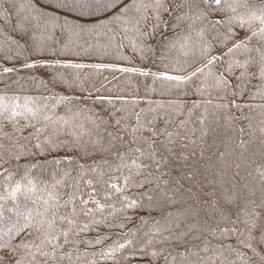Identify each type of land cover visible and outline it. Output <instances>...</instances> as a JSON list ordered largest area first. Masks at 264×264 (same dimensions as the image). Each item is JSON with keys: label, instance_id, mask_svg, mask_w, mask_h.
<instances>
[{"label": "snow or ice", "instance_id": "snow-or-ice-1", "mask_svg": "<svg viewBox=\"0 0 264 264\" xmlns=\"http://www.w3.org/2000/svg\"><path fill=\"white\" fill-rule=\"evenodd\" d=\"M7 4L0 0V76L54 71L41 81L47 96H9L7 84L0 94V264H264V103H256L264 102V0ZM93 49L140 64L59 59ZM84 68L151 77L147 90L157 93L159 82L167 99L137 111L138 98L117 97V108L81 78ZM238 120L248 121L249 139L243 126L238 142L229 137L237 159L220 154L211 180L195 169L172 176L174 162L203 158L210 132H235ZM254 140L259 152L242 164ZM33 156L53 157L48 179L31 163L21 170Z\"/></svg>", "mask_w": 264, "mask_h": 264}, {"label": "trees", "instance_id": "trees-1", "mask_svg": "<svg viewBox=\"0 0 264 264\" xmlns=\"http://www.w3.org/2000/svg\"><path fill=\"white\" fill-rule=\"evenodd\" d=\"M23 0H8L7 7L11 8V5L15 3L16 5H19L22 3ZM3 9L0 8V12H2ZM17 8H12L10 12V21L8 24L9 29H11L12 22L16 20L17 16ZM3 21L0 20V24H2ZM161 39L158 37V40ZM166 39V38H165ZM0 40H3V36L0 35ZM125 56L131 57V52L128 50H125L124 52ZM175 55V53H173ZM59 59L63 61H70L74 63H84V64H105V65H112L116 67H132L137 66L140 64L139 59H133L132 64L127 63L125 60L117 59L115 56V53L112 52L111 54L107 55H100L97 53L94 49L88 53L81 52L79 56L66 54L63 56H60ZM19 63V62H18ZM150 63V62H149ZM159 63V62H158ZM6 66L11 67V64H8ZM147 68V65H145ZM152 71H157L156 67H153L151 69ZM52 69H45V68H36V69H30V70H24L19 73H10L7 75L0 76V94L5 93V85H11L10 88L7 89L6 94L9 96L12 95H19L20 97L24 96H31V97H42L47 96L50 93L48 91H44L41 86V81H48L50 80L52 74ZM55 71H62L66 73H72L76 70L71 69H56ZM79 74L81 78H87V85H95V87L101 88V92L96 95H104L106 97L113 98V103L115 107L119 108L122 106L121 100L117 99V97H122L126 100H131L133 98H138L141 103L137 107V111H139V107H147V101L151 100L154 102H160L162 100L167 99V97H162L159 95V82L157 83L156 87L158 89L157 93H152L147 90L146 85L151 86L152 80L151 77H141L134 73H121L116 70H111L109 68H105L103 70H96L92 68H84L82 70H79ZM14 81H18V83H14ZM95 99V96L93 97ZM89 105L94 107V110L99 112L101 105L96 104L92 105V100L88 101ZM256 103H264L262 101H256ZM111 110V108H109ZM58 114L64 115V108L61 107L57 109ZM245 112L247 113L248 110L245 109ZM254 116L255 121L258 122L260 117L256 113H249ZM236 115H240V113H236ZM183 117H181L182 119ZM23 122V121H21ZM247 124L248 121L246 120H238L235 122V125L237 127V131L235 132H229L223 128L217 129L215 132H210L208 137L209 144H212V147L208 149V151L205 153L204 157L201 158L199 155V151H197L196 156L192 157L187 163L184 162H174L172 165L173 171L172 176L174 178H178L180 175L184 173H189L193 169L197 170L199 172H204L206 175H208L209 179H212V172L216 170L218 166H222L224 164V160L220 159V154H225V160H227L229 163H231L233 160L237 159L239 155V149L236 148L235 143H230L229 137H234L236 141L238 142L241 133L238 131L239 127L243 126L245 127V133L243 135V139L248 140L249 136L247 135ZM215 128L216 126L213 125ZM10 130V129H6ZM199 135V133H197ZM257 136H259V133L257 132ZM213 141L215 143L213 144ZM248 150L244 153V157L241 158L240 162L243 164L244 161L252 155V153L259 152V141L254 140L251 144L248 146ZM230 153V154H229ZM62 156L63 153H60ZM51 161L53 159L52 156H48L45 158L44 156H33L29 157L27 159H21L19 161V164L21 166V170H23V166L26 164L31 163L32 165H35L31 169V172L34 176L38 177L39 179H48L50 176V173L53 171V165L46 163L45 161ZM257 163L260 162V157L257 155L255 157ZM92 160L89 159V163H91ZM178 169V171H177ZM232 170H235L234 167ZM241 175H247V172L250 171V169L241 168ZM199 178V175H198ZM182 183L185 184V187L188 186V181H182ZM135 191V190H134ZM207 189L204 193H201V196H206ZM66 198V197H65ZM30 203V202H29ZM154 215H159V213H153ZM146 215V214H145ZM138 223V221H134L133 224H129V228H133L134 224ZM2 226V225H0ZM145 229H147V226H143ZM127 229H125L126 231ZM113 231L119 232V229H114ZM115 238V237H113ZM106 243H111V241H107ZM131 264H141V262L138 261H131ZM162 264V261H161Z\"/></svg>", "mask_w": 264, "mask_h": 264}]
</instances>
